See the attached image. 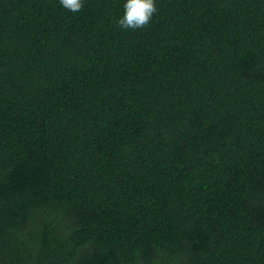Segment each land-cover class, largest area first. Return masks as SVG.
<instances>
[{"label": "trees", "instance_id": "obj_1", "mask_svg": "<svg viewBox=\"0 0 264 264\" xmlns=\"http://www.w3.org/2000/svg\"><path fill=\"white\" fill-rule=\"evenodd\" d=\"M0 0V264H264V0Z\"/></svg>", "mask_w": 264, "mask_h": 264}, {"label": "clouds", "instance_id": "obj_2", "mask_svg": "<svg viewBox=\"0 0 264 264\" xmlns=\"http://www.w3.org/2000/svg\"><path fill=\"white\" fill-rule=\"evenodd\" d=\"M60 5L73 13L81 11L84 0H59ZM123 15L117 23L123 29H138L146 27L157 12L156 0H126L123 5Z\"/></svg>", "mask_w": 264, "mask_h": 264}]
</instances>
